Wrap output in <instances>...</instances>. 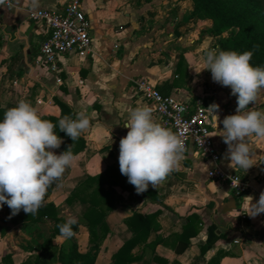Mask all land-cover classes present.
<instances>
[{"label":"crops","instance_id":"1","mask_svg":"<svg viewBox=\"0 0 264 264\" xmlns=\"http://www.w3.org/2000/svg\"><path fill=\"white\" fill-rule=\"evenodd\" d=\"M69 1L36 0L34 4L33 0H13L9 7L0 3V106L11 108L25 100L40 115L58 117L61 108L55 102L57 97L72 109L73 119L80 111L86 112L90 128L81 135L85 146L73 154L72 165L54 182L48 197L66 221H83L88 204L81 200L67 204L65 198L86 177L103 172L108 165L120 167L119 142L128 132L124 124L131 110L148 106L153 119L161 122L151 103L137 91L138 79L147 78L163 95L182 101L203 96L208 107L219 105L220 121L236 114L237 98L230 87L213 82L211 71L205 69L204 52L214 45L216 37L205 32L211 21L193 15L188 0H81L90 22L92 49L84 57L60 55L62 81L56 83L55 75L35 62L47 29L42 20H31L29 13L41 8L61 9ZM246 110L264 112L263 91ZM209 122L220 152L218 165L227 173L237 172L247 178V192L235 195L226 183L210 179L207 173L215 163L190 144L179 167L153 188L163 196L162 203L146 202L133 192L109 187L117 204L107 213L109 230L94 264H112L111 255L132 235L124 218L134 210L156 209L161 213L148 242L158 240L144 250L135 247L132 251L138 259L132 264H207L218 251L225 253L219 264H264V213L250 217L251 201L247 198L252 196L255 203L264 191V138H246L254 154L251 168H232L226 158L227 145L218 135L223 125L219 123L217 128L213 113ZM60 149L53 151L59 155ZM4 207H0V218ZM190 213L199 217L200 230L190 238L189 247L176 254V236ZM212 223L221 236L201 252ZM40 225L18 222L4 234L0 232V264L6 253L11 254L13 264H21L37 252L38 244L47 236ZM74 238L78 250L86 252L89 235L83 222ZM52 242L61 247L68 239L59 234Z\"/></svg>","mask_w":264,"mask_h":264},{"label":"clouds","instance_id":"2","mask_svg":"<svg viewBox=\"0 0 264 264\" xmlns=\"http://www.w3.org/2000/svg\"><path fill=\"white\" fill-rule=\"evenodd\" d=\"M204 55L205 69L211 71L213 82L230 87L237 98L236 114L227 115L222 121L218 104L208 109L217 128L219 123L223 125L218 135L227 145L229 166L247 171L253 166L254 154L246 138L253 135L264 138V112L246 110L264 88V67L250 64L252 51L238 53L210 48ZM124 126L128 132L119 142L120 172L138 194L143 193L150 185L155 188L179 167L185 143L179 134L156 122L148 106L132 109ZM56 128V124L43 119L38 109L25 100L4 113L0 121V207L7 204L11 216L21 210L35 215L45 202L48 188L72 165L71 145L59 155L53 151L63 143ZM58 128L74 142L90 128V119L82 110L75 119L67 115L60 118ZM247 198L251 201L250 217L264 213V191L255 203L252 196ZM76 223L75 218H70L57 225L60 236L65 240L74 237L72 226Z\"/></svg>","mask_w":264,"mask_h":264},{"label":"trees","instance_id":"3","mask_svg":"<svg viewBox=\"0 0 264 264\" xmlns=\"http://www.w3.org/2000/svg\"><path fill=\"white\" fill-rule=\"evenodd\" d=\"M192 1L193 15L199 19L211 20V25L205 32L216 37V42L208 49L218 48L219 50L236 51L238 53L252 51L250 64L253 67H264V0H238L240 2L237 4L231 3L230 0ZM227 31L228 35L222 37V34ZM55 102L60 106L61 114L58 117L53 115H41V117L57 125L55 131L64 139L61 144V152L66 151L68 146L71 145L72 153L76 154L85 146L83 138L80 136L73 142L69 136L58 128L59 119L65 115L72 118L73 111L67 103L57 97H55ZM8 109L0 106V121L3 120L4 113ZM53 184L47 190L43 206L35 215L26 214L21 210L15 216H11V210L5 204L4 215L0 218L2 222V225H0L1 234H4L11 224L18 222H24L28 225L50 223L49 233L38 245L37 252L31 253L21 264H94L101 242L109 230L106 221L107 213L117 204L116 198L108 190L109 187H117L122 191L133 192L146 202L162 203L163 198L151 186L147 191L138 194L135 187L128 182L127 176L121 174L120 167L115 165H108L103 172L86 177L65 198L67 204H73L75 200H81L88 204L83 214V221H77L72 226L73 231L76 232L79 224L83 222L88 231L89 248L86 252H80L74 237L68 239V243L61 247L52 242V239L60 234L57 225L66 222L65 218L59 214L58 207L48 200ZM160 213V209L149 212L134 210L131 215L124 218L123 222L132 232V235L111 255L112 264H132L138 259V254L132 251L135 247L140 246L144 250L146 246L158 240L155 238L148 242L151 231L156 229V218ZM10 216L11 218H9ZM199 230V217L195 213H190L184 218L181 231L176 236L175 253L184 252L190 245V238L197 234ZM215 230L216 225L213 223L207 227V238L206 242L201 245V252L211 248L215 241L220 238L221 235L216 234ZM224 254L223 251H218L207 264H219ZM153 258H156V256L154 255ZM160 260L165 261L164 259ZM1 264H13L10 253L2 256Z\"/></svg>","mask_w":264,"mask_h":264},{"label":"built area","instance_id":"4","mask_svg":"<svg viewBox=\"0 0 264 264\" xmlns=\"http://www.w3.org/2000/svg\"><path fill=\"white\" fill-rule=\"evenodd\" d=\"M1 4L9 7L13 5V0H4ZM29 18L42 20L47 29L35 62L50 70L55 75V82L60 83L62 67L58 62L59 56L76 53L84 57L92 49L90 22L82 2L70 0L61 9L33 10ZM136 88L151 103L160 123L181 136L186 150L193 144L201 155L215 163L207 173L210 179L226 183L235 195L247 192L250 187L247 178L237 172L227 173L218 165L220 152L214 143L209 122L212 111L208 109L203 96H196L192 101H182L172 95H163L149 79L143 77L136 81Z\"/></svg>","mask_w":264,"mask_h":264},{"label":"rangeland","instance_id":"5","mask_svg":"<svg viewBox=\"0 0 264 264\" xmlns=\"http://www.w3.org/2000/svg\"><path fill=\"white\" fill-rule=\"evenodd\" d=\"M230 2L231 3H235V4H237V3H239L240 1H238V0H230ZM188 3H189V5L191 6V11H192V6H193V1L192 0H188ZM210 20V19H209ZM211 21V20H210ZM228 35V31L227 32H224L223 34H222V37H226ZM261 91H263L264 92V89H261ZM0 225H2V222L0 221ZM49 226H50V223H48V222H46V223H41V225H40V229L42 230V231H44L45 233L47 232V235H48V233H49ZM36 244V243H35ZM39 245V244H38Z\"/></svg>","mask_w":264,"mask_h":264}]
</instances>
